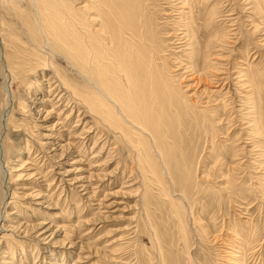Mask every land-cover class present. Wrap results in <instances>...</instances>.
<instances>
[{
    "label": "rangeland",
    "instance_id": "1",
    "mask_svg": "<svg viewBox=\"0 0 264 264\" xmlns=\"http://www.w3.org/2000/svg\"><path fill=\"white\" fill-rule=\"evenodd\" d=\"M81 1L0 0L5 39L0 40V114L9 100L6 84L15 96L0 138V164L13 169L3 183L6 168L0 166V209L3 188L8 196L7 211H1L0 264H191L190 255L197 264H205V258L218 264L231 227L240 237L258 236L253 245L263 256L258 259L256 253L250 264H264V131L256 126L257 121L264 124V0L186 1L195 15L214 10V19L209 29L198 23L196 43L182 46L176 32L185 22L177 12L185 1L144 0L159 47L157 86L167 84L174 103L182 102L179 115L169 105L166 115L151 113V119L163 121V139L155 142L149 130L137 134L129 123L105 125L103 113L90 111L85 121L94 125L92 134L78 139L80 146L71 147L60 161L37 145L42 139L66 144L73 126L78 123L81 130L85 124L79 113L92 99L93 87L77 71L81 60H66L64 49L53 45L56 33L69 29L67 22ZM124 12L130 14L131 5ZM209 30L223 41L204 59ZM29 39L46 45L31 46ZM207 65L217 73L205 82L217 85L210 88L216 93L208 95L205 83L190 78L207 71ZM53 71L70 83L78 100L68 93V101H75L71 107L66 99L55 105L59 98L47 85ZM249 80H255V92ZM186 94L192 95L194 113L186 111ZM208 97L213 110L204 107ZM73 169L79 171L72 177H85L92 185L91 198L73 188L62 193L54 177ZM50 222L68 227L45 241L49 233L39 234ZM8 225L20 227L8 231Z\"/></svg>",
    "mask_w": 264,
    "mask_h": 264
},
{
    "label": "bare ground",
    "instance_id": "2",
    "mask_svg": "<svg viewBox=\"0 0 264 264\" xmlns=\"http://www.w3.org/2000/svg\"><path fill=\"white\" fill-rule=\"evenodd\" d=\"M143 1L144 0H134L132 4H129L125 0H82L80 4L74 6L75 13L73 14V18L72 20H69L67 22V26L69 27V29L62 28L58 33H56L55 44L53 45H59V47L64 49L66 53V60H81L79 66L77 67V71L93 87V90L90 92L93 97L86 103L87 105L84 111H80V118L78 117L79 121H85L89 116L90 111L94 115L97 112L103 113L104 119L100 120L103 124L106 125L105 122H108V125H114L117 123H125L126 125V123H129L130 128H132V130H135L137 134H139V131H141V129L149 130L156 142V140L159 138L163 139V132L160 129V125L163 124V121H161L160 118L158 119L156 117H153L151 119V113L157 111L161 114V116L166 115L167 112L165 111L164 107L165 105H169L176 108L174 110V114L178 116L181 109L180 103L182 102L180 101V103H174L172 95L169 94L166 90L168 86L167 84L161 83V85L163 84V88H159V86H157V82H159L161 78V74L158 69L159 67L157 66V62H155V59H157L159 55V47L157 37L150 28V20L147 14L148 6L146 7ZM184 1L185 2L180 1V4H182L179 7V9H181V12H177V14H179V16L184 19L185 22L184 27L180 28L182 29V31L179 29V33H177L178 31L176 32L177 37L179 36L180 40V42L178 43H180L181 46L187 42L188 43L186 45L195 44V35L197 36L196 32L198 31V23H200V25H202L204 28L209 29V22H212L214 19V10H206V8L204 7L205 9L199 11V13L195 15L192 8L187 7L188 3L186 1L188 0ZM192 1V3L194 4L195 2H198V0ZM130 5L132 12L130 14L125 13L124 11L126 9H129ZM4 6L5 5H3V8ZM186 9H188L187 12L185 11ZM1 27L2 24L0 28ZM209 31L212 34V38L207 41L205 50H203V52L205 51L204 54L206 56L204 57V59L212 56L209 49H213L217 43H221L223 41L221 36L212 33V31L214 30ZM1 35L2 34L0 31V40L4 42L5 39ZM181 35H183L184 37H180ZM183 38L186 39L184 40ZM29 41L30 45L34 47H44L46 45V43L44 42L39 46L33 41V39H29ZM189 41L192 42V44H190ZM204 62H206V60H204ZM209 67L210 66L207 65V67H205L207 71H203V73H200L197 76L193 74L190 78L193 79L195 83H205L208 81L211 82L212 78L210 79L208 75H214L215 77L217 76V73L214 74L213 72H209ZM249 81L252 82L251 86L253 88L250 87L251 91L255 92V80ZM205 84L207 91H204L205 93L207 92V95L216 93L217 90L215 91L212 89L217 85L214 86L208 85L207 83ZM47 85L49 86L48 91L51 93L54 90L55 98H59L57 102H55V105H57V103L63 99H66L68 101V93L78 102L73 94H71L73 89L70 86V83L64 78H61L55 71H53V75L50 74V79L49 82L47 81ZM189 88L190 85L188 86V89ZM5 90L7 91L9 100L0 114V138L2 132L8 128V116H11L13 114V109L15 108V96L8 84H6ZM251 93L253 94V92ZM147 95L149 96V98L147 97ZM191 96L192 95L188 96L187 94L185 95V97L183 96V102L185 103V108L188 113H194L193 108L195 107V104H193L194 101L192 98H190ZM72 97L69 99L67 104L70 107L72 106L73 102H75L72 100ZM207 99L208 100L204 102L206 103V106L204 107H207L205 109L213 110V108H215L214 106L212 108L209 107V104L212 102L211 98L208 97ZM71 101L73 102L71 103ZM258 101H260V97L258 99L255 98L253 107L257 106L256 102ZM77 102L76 104H78ZM20 108L21 110H24L22 106L17 109ZM71 114L72 112L67 113L66 118L59 124H63L66 122V120L70 119ZM78 126L80 125L76 123L71 129L70 142L61 144L60 142H56L54 140L42 141V139L41 141L38 140L39 143L37 147H40L39 149L43 150L41 151V153L46 154L47 157L50 156L54 159L60 158L61 161L63 157H65V154L72 149L71 147L77 148L78 146H80V141H78V139L85 140L93 132L92 129L94 128V125L89 127L88 121H85V124L81 130H79L80 128H78ZM256 126L259 130L261 129L262 131H264V124L261 121H257ZM150 129L153 130V132ZM259 133L261 132L258 131V134ZM37 136L39 137L38 134ZM50 136H53V134ZM50 138H59V136ZM96 144H98V142H96ZM102 150L103 149H101L99 153H102ZM92 158H99V155L97 154ZM77 162L79 161L77 160ZM0 166L2 170L6 168V171L3 170L2 173V180L4 183L6 178L8 180L7 176L8 174H10L11 170L13 171V169H9V166L6 164H0ZM75 170L76 172L79 171V169L67 170L64 172L59 171L57 173L58 177H54L55 179L58 178L60 183H62L60 184V186L62 187V193L65 192V194L67 195V192H72V189L70 188H73V190H80L79 192H83V197L84 195H88L89 198H91L89 194L92 193L90 190L92 188V185L88 180L85 179V177H72V172H74ZM17 189H23V187H17L16 190ZM15 193L17 194L16 191ZM92 194H94V192ZM6 195L7 190H4L3 188V202L1 203L2 207L0 209V218L3 216V220L0 222V224H2L5 220V213L2 215V209L4 210V212L7 211L6 208L8 205L6 203L8 202L6 200V197L8 196ZM14 203L17 202L14 201ZM11 214H15V212H11ZM70 214V216H72L73 212H70ZM101 222L103 221L101 220ZM50 223L52 224V222ZM59 226L55 227L54 224L49 225L39 234V237H42L46 233H49L48 236L44 237V240L46 241L47 239H50V237L53 238V236L61 235V233L65 232L68 227L67 225L63 224L62 226L59 224ZM6 227L8 231H13L14 229H18L20 226L8 225ZM223 230L224 229L222 228L220 233L217 234L216 237H214L215 242L219 240L218 235H220ZM241 235L242 234L239 235L236 232V229H234L233 227L226 230V235L222 240L223 247H225L226 250H222L221 253H219V260H217L218 264H250L252 261H254L256 253L258 254V259L260 257V259H262L263 255H261V253H259V251L257 252V249H255L256 243L254 244L255 246L253 245V242L258 240V236H255L252 233L243 235V237H240ZM75 246L76 243L71 242L70 247L75 248ZM79 258V262L81 263V256ZM189 261L191 262V264H197L196 262H193L191 255L189 256ZM209 262L210 259H204L205 264H208Z\"/></svg>",
    "mask_w": 264,
    "mask_h": 264
}]
</instances>
